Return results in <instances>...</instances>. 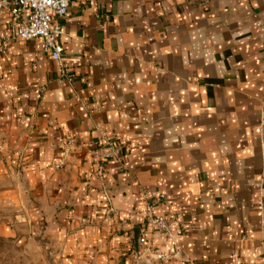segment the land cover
Segmentation results:
<instances>
[{
    "label": "crops",
    "instance_id": "0c3cea01",
    "mask_svg": "<svg viewBox=\"0 0 264 264\" xmlns=\"http://www.w3.org/2000/svg\"><path fill=\"white\" fill-rule=\"evenodd\" d=\"M58 21L62 66L38 37L0 51V235L60 264H260L264 0H72ZM14 28L0 9V43ZM103 135L125 167L99 171Z\"/></svg>",
    "mask_w": 264,
    "mask_h": 264
},
{
    "label": "built area",
    "instance_id": "2783aa9c",
    "mask_svg": "<svg viewBox=\"0 0 264 264\" xmlns=\"http://www.w3.org/2000/svg\"><path fill=\"white\" fill-rule=\"evenodd\" d=\"M72 0H0V9L7 10L15 22L12 34L4 36L0 43V51L14 39L41 38L42 51L52 60L62 66L63 47L59 41L62 29L59 19L63 18L68 11ZM72 80L67 69L61 71ZM76 146V140L68 136L64 142V156L69 155ZM93 157L99 163V171L103 169V163L107 159L115 160L125 167V146L116 143L113 139L103 135V139L92 150ZM60 164H56L59 168ZM142 219L151 228L156 229L172 241L179 252V243L172 228V221L162 213H157V207L164 199V194L150 198L148 194L143 195ZM117 211L110 207L107 215L116 214ZM125 221L122 225H125ZM168 256L163 253L157 254V259L164 260ZM186 263L194 264L190 260ZM260 264H264V255L260 257Z\"/></svg>",
    "mask_w": 264,
    "mask_h": 264
},
{
    "label": "rangeland",
    "instance_id": "374dc122",
    "mask_svg": "<svg viewBox=\"0 0 264 264\" xmlns=\"http://www.w3.org/2000/svg\"><path fill=\"white\" fill-rule=\"evenodd\" d=\"M53 248L47 237L30 245L0 235V264H60L52 255Z\"/></svg>",
    "mask_w": 264,
    "mask_h": 264
},
{
    "label": "water",
    "instance_id": "95a60500",
    "mask_svg": "<svg viewBox=\"0 0 264 264\" xmlns=\"http://www.w3.org/2000/svg\"><path fill=\"white\" fill-rule=\"evenodd\" d=\"M138 264H147L146 261H140Z\"/></svg>",
    "mask_w": 264,
    "mask_h": 264
}]
</instances>
